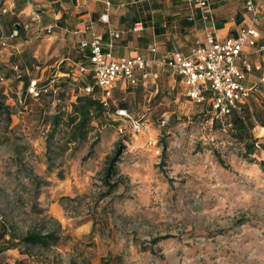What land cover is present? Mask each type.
<instances>
[{
	"label": "rangeland",
	"instance_id": "1",
	"mask_svg": "<svg viewBox=\"0 0 264 264\" xmlns=\"http://www.w3.org/2000/svg\"><path fill=\"white\" fill-rule=\"evenodd\" d=\"M56 3L70 6L69 0ZM215 4L220 17H230L241 10L242 0ZM145 5L139 4L144 10L134 17L146 13ZM161 6L171 8L170 13L179 9ZM66 10L73 24L77 14ZM24 12L28 16L30 6ZM6 18L0 32L8 31ZM180 19L179 14L169 22L178 26ZM29 36L0 45V90L12 111L9 123L0 114V221L22 233L41 219L56 218L62 236L46 249L5 250L0 264L19 258L24 264H81L83 258L91 264H264L262 147L250 158L244 156L227 127L212 118L207 103H193L179 83L172 89L169 79L161 77L157 91L150 85L118 83L110 95L111 118L93 119L79 141L55 138L48 156L40 124L45 101L25 104L17 91L24 72L35 75L38 70L45 79L67 70L64 58L74 60L76 43L57 30L38 39ZM250 60L261 65L256 75L264 74V51ZM64 88L63 119L74 100L72 85ZM251 99L264 110V81ZM119 108L142 117L144 129L134 133L130 122L116 114ZM64 125L62 134L69 130ZM253 133L264 141V125H256ZM118 142L125 148L112 176L117 185L102 196L106 186L101 176Z\"/></svg>",
	"mask_w": 264,
	"mask_h": 264
},
{
	"label": "built area",
	"instance_id": "2",
	"mask_svg": "<svg viewBox=\"0 0 264 264\" xmlns=\"http://www.w3.org/2000/svg\"><path fill=\"white\" fill-rule=\"evenodd\" d=\"M43 0H30V13L26 18H19L16 12L15 0H0V18L4 15H15L16 20L11 30L7 33L0 32V45L7 46L13 39L19 36L20 31L27 36L30 33L49 35L55 31L56 23H43V13L40 3ZM189 5L190 20H195V10L199 12L204 31L203 39L196 38L195 44L187 53L180 50H172L159 54L156 42L148 47L147 54L136 53L133 55L113 54V46L121 35V31L107 27V35L103 36L96 31L94 21L90 16L82 27H77L73 33L78 35V47L87 50V63L73 61V66L67 72L57 71L51 77L42 79L38 76H30L25 89H19L17 95L20 100L30 97L38 99L46 92L56 94L55 80L59 76L90 72L100 92L102 101L106 104L114 87L122 85H150L158 90L157 81L161 71H171L183 81L182 93L193 103L207 102L216 116L231 113L240 103L256 90L257 81L251 85L245 84L246 73L252 70V64L247 60L243 51L246 46L256 47L258 51L264 50V43H259L260 27L259 15L262 8V0H243V18L238 26L237 33L219 40L212 30L213 13L209 0H186ZM103 10L99 14V20L106 25L110 22V12L114 7L113 0H102ZM143 28L140 21L132 24V31ZM258 68V66H255ZM16 68V66H15ZM38 68V67H37ZM24 74H26L24 72ZM4 78L0 76L2 81ZM264 81V75L260 77ZM175 84L172 85V89ZM83 91H90L91 85L81 87ZM24 95V96H23ZM23 98V99H22ZM123 120L129 121L134 133H140L144 129L142 117H135L126 108L115 110ZM46 126V127H45ZM43 134L48 125H45ZM122 132V127H119ZM153 144L152 140H147ZM256 148L260 145L255 143Z\"/></svg>",
	"mask_w": 264,
	"mask_h": 264
},
{
	"label": "trees",
	"instance_id": "3",
	"mask_svg": "<svg viewBox=\"0 0 264 264\" xmlns=\"http://www.w3.org/2000/svg\"><path fill=\"white\" fill-rule=\"evenodd\" d=\"M242 9L244 12L243 0ZM260 17L261 13L259 15V20ZM6 20L8 22V33L13 27L16 16L8 15ZM239 20L240 18H238V21ZM32 34H34L35 36V33H31L30 35ZM40 35L42 34L40 33L37 39L40 37ZM27 36L24 35L23 31H20L19 36L12 41L16 42L18 39H21L23 37L26 38ZM76 52L77 53L73 61H81V63L86 64L87 50L76 48ZM69 69L70 67H68L65 72H67ZM24 75L23 89H25V85L27 84L30 76H37L26 74ZM67 83L72 85L73 87L72 94L74 96V100H72L71 103V110L65 113L66 117L65 119H63L64 111H60V105L62 102L61 100L63 98V93L65 92L64 85H67ZM86 85L92 86V89L88 92L81 89V87ZM131 86L142 87L143 85H127V87ZM55 87L57 88L56 94L46 92L38 98H43L45 101V105L42 107V122L40 124H42L41 130L45 129V125H48V128L45 131L48 156H50L52 152L51 145L52 142H55V138L58 137L59 140L63 139L65 143L76 140L79 141V139L85 137L89 129V124L93 119H98L103 115L111 118L110 113L113 112L110 109L109 105L111 96L107 98L106 104L102 101L99 89L96 85H94V79L90 72L80 74L73 71L69 75L58 77V79L55 80ZM258 90L259 86H257L256 92ZM252 95L253 94L249 95V97L246 98L243 103H240L236 109L232 110L231 113L222 116H216L211 106L207 102H204L208 104L210 110L213 112L212 118H216L217 120H219L220 126L227 127L230 138L240 144V148L243 150L244 156L249 158L250 156L254 155L260 147L264 149V141L260 142V139L253 133V129L256 125H264V110L261 106H259L251 99ZM31 99L32 98L30 97H26V99H23L22 102L26 104L27 101ZM121 106L125 105L122 104ZM1 113H4L6 115L7 121L9 123L12 111L10 110L8 105L4 104L3 95L1 94L0 90V114ZM222 118H225L224 122H222ZM63 125L69 127V130L66 132V134L61 133L60 126ZM256 142L259 143V148H256ZM93 144L94 143H91L90 148H92ZM124 148V143L118 142L115 145L113 153L108 157L103 170V174L101 176L103 185L106 186V190L104 191V193H101L102 196L109 194L111 190L117 185V180H112V176L116 174V162L119 161V157ZM255 162H258L260 165L263 164L262 161ZM29 177L31 178L32 182H35L36 184L38 183V180L32 177V175H30ZM61 228V223H59L56 218H49L47 220L41 219V221L34 223L30 227H27L24 232L19 233L14 225H8L5 221H0V253L11 248H21L19 251L21 254L26 253L30 249V247H40L43 249L49 248L50 246L55 245L60 240L62 236ZM71 263H74V261H71ZM4 264L11 263L6 262ZM14 264H24V261L22 258H19L15 260ZM81 264L91 263L87 258H83L81 260Z\"/></svg>",
	"mask_w": 264,
	"mask_h": 264
},
{
	"label": "crops",
	"instance_id": "4",
	"mask_svg": "<svg viewBox=\"0 0 264 264\" xmlns=\"http://www.w3.org/2000/svg\"><path fill=\"white\" fill-rule=\"evenodd\" d=\"M15 1L18 17L21 19L26 18L24 9L27 6H30V0ZM216 1L217 0H209L211 11L214 14L213 20L211 21L212 30L217 39L223 40L229 37V35H236L238 26L242 20L243 9L241 6V10L234 13V15L230 17H220L219 6L215 4ZM56 2L57 0H43L40 3V9L43 13V22L56 23L57 26L55 27V31L57 30L60 32L62 36H71L73 42L76 43L77 49L79 48L77 43L78 35L74 34L73 30L77 27H82L88 16L94 21L96 31L103 36L107 35L108 26L112 29L115 28V30L121 31L120 37L116 39L112 48L115 56L133 55L136 53L147 54L148 47L152 42H156L159 54L172 50H180L183 53H187L195 44L196 38L203 39L204 37L202 22L198 15L199 12L196 9L195 20H190L188 18L189 5L186 0H113L115 5L111 10L112 12H110V22L108 25L99 20V14L103 10L102 0H69L70 6H65L63 3L57 4ZM142 2L146 4V13H143V16L136 18L134 17V12L139 13L140 10H144L143 8L140 9L141 7L139 6ZM162 3L167 4V7L172 6L179 9L176 12L174 11L170 13L167 9L171 8H161ZM67 8H70V10H73L77 14V21L73 24L69 23ZM133 8H135V10L132 12ZM179 14L181 23H179L178 26L176 24L172 26L169 22L170 18H177ZM6 17H8V14L2 16L0 21H5ZM165 17L166 19H164ZM238 18H240L239 21ZM130 20H132V22H130ZM112 21L116 22L117 26H112ZM135 21H140L142 23L143 28L141 30H131L132 24ZM260 32L258 42L264 43V30L260 28ZM30 37L37 38L34 34L30 35ZM262 51H258L256 47L246 46L243 54H245V57L251 63L250 57L253 56V54ZM64 60H67V63H69L70 66H73V60H71L70 57L67 56ZM255 66H258V68ZM260 66L261 65L259 64H252V70L246 73V78L244 80L246 85L249 86L257 81V86H259L260 77L264 75H256L257 73H260L258 71ZM35 75L40 78L43 77V73L38 70ZM161 77H167L169 79L170 88H172L173 84L179 83L182 87L181 92L183 91V81L178 75L173 74L171 71H161L159 80ZM254 93H256V90L251 94Z\"/></svg>",
	"mask_w": 264,
	"mask_h": 264
}]
</instances>
